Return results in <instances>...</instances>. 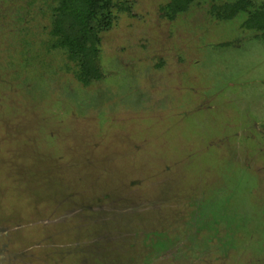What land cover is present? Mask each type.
Returning a JSON list of instances; mask_svg holds the SVG:
<instances>
[{
    "label": "rangeland",
    "instance_id": "obj_1",
    "mask_svg": "<svg viewBox=\"0 0 264 264\" xmlns=\"http://www.w3.org/2000/svg\"><path fill=\"white\" fill-rule=\"evenodd\" d=\"M108 1L0 0V264H264V0Z\"/></svg>",
    "mask_w": 264,
    "mask_h": 264
},
{
    "label": "trees",
    "instance_id": "obj_2",
    "mask_svg": "<svg viewBox=\"0 0 264 264\" xmlns=\"http://www.w3.org/2000/svg\"><path fill=\"white\" fill-rule=\"evenodd\" d=\"M185 4V0H173L167 7L174 12H183L186 9ZM245 5L244 0H239L233 5H226L224 10L227 13L234 14L243 10L246 7ZM110 7L111 4L108 0H59L57 11L60 15L71 20V29L74 32L73 34L64 35L61 38L60 46L68 47L72 59L78 58L83 69L86 65L87 52L90 49L94 50L93 39L95 38H93L94 28L92 24L101 15L109 24ZM246 25L248 28L257 25L261 29L264 26V19L255 14V16L249 18ZM88 45H90V48ZM79 81L84 83L85 80L79 78Z\"/></svg>",
    "mask_w": 264,
    "mask_h": 264
}]
</instances>
